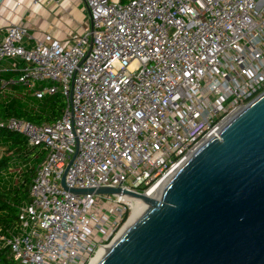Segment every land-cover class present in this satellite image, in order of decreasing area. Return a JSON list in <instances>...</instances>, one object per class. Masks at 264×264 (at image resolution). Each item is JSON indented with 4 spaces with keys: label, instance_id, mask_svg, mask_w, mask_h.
<instances>
[{
    "label": "built area",
    "instance_id": "1",
    "mask_svg": "<svg viewBox=\"0 0 264 264\" xmlns=\"http://www.w3.org/2000/svg\"><path fill=\"white\" fill-rule=\"evenodd\" d=\"M81 1L89 26L69 44L21 25L0 30V61L8 64L0 72L19 73L1 81L0 94L22 85L37 99L59 93L66 101L52 123L0 121L46 153L19 233L0 236L18 264H92L140 200L75 195L63 188L64 175L69 188L163 190L264 93V0Z\"/></svg>",
    "mask_w": 264,
    "mask_h": 264
},
{
    "label": "water",
    "instance_id": "2",
    "mask_svg": "<svg viewBox=\"0 0 264 264\" xmlns=\"http://www.w3.org/2000/svg\"><path fill=\"white\" fill-rule=\"evenodd\" d=\"M78 154V149L68 168ZM97 264H264V93L208 140Z\"/></svg>",
    "mask_w": 264,
    "mask_h": 264
},
{
    "label": "trees",
    "instance_id": "3",
    "mask_svg": "<svg viewBox=\"0 0 264 264\" xmlns=\"http://www.w3.org/2000/svg\"><path fill=\"white\" fill-rule=\"evenodd\" d=\"M128 3L132 0H120ZM8 65L0 61L2 65ZM22 63H20L21 65ZM18 72H0L2 80L17 78ZM15 95L0 98V121L19 118L34 124L52 123L61 118L66 101L62 95L33 97L29 92L23 93L21 85H10ZM45 151L40 146H30L19 132L0 127V176L12 168L21 169L13 184L0 183V236H14L21 227V207L29 201V189L35 176L36 168L45 158ZM10 248L0 242V264H18L9 258Z\"/></svg>",
    "mask_w": 264,
    "mask_h": 264
},
{
    "label": "crops",
    "instance_id": "4",
    "mask_svg": "<svg viewBox=\"0 0 264 264\" xmlns=\"http://www.w3.org/2000/svg\"><path fill=\"white\" fill-rule=\"evenodd\" d=\"M0 30L6 34L12 25H21L36 38L45 34L69 44L71 37L89 26V12L81 0L33 4L32 0H4L0 6ZM30 47L31 44L27 43Z\"/></svg>",
    "mask_w": 264,
    "mask_h": 264
},
{
    "label": "bare ground",
    "instance_id": "5",
    "mask_svg": "<svg viewBox=\"0 0 264 264\" xmlns=\"http://www.w3.org/2000/svg\"><path fill=\"white\" fill-rule=\"evenodd\" d=\"M162 187H155L151 191L148 192V196L154 199H160L162 194ZM148 205L144 203L142 200H137L136 205L134 206V210L128 219V221L123 226L120 236H122L138 219L139 217L147 210ZM120 238V237H119ZM107 250L100 251L97 255V257L93 260L92 264H97L99 260L106 254Z\"/></svg>",
    "mask_w": 264,
    "mask_h": 264
},
{
    "label": "rangeland",
    "instance_id": "6",
    "mask_svg": "<svg viewBox=\"0 0 264 264\" xmlns=\"http://www.w3.org/2000/svg\"><path fill=\"white\" fill-rule=\"evenodd\" d=\"M21 91L23 93H26V92H28V89L21 85ZM13 95H15V91H13L12 89L8 88L2 94H0V98H5L7 96H13ZM25 169H26V167H24V166L21 169L12 168L7 173H5V174L0 176V183L3 184V185H7V186L13 184V182L16 180L17 175L19 174V172L20 171H25Z\"/></svg>",
    "mask_w": 264,
    "mask_h": 264
}]
</instances>
